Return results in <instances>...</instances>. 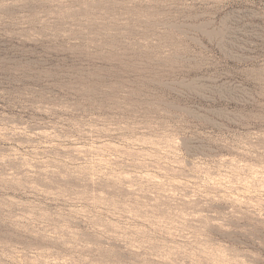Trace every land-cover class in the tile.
<instances>
[{
  "label": "rangeland",
  "instance_id": "obj_1",
  "mask_svg": "<svg viewBox=\"0 0 264 264\" xmlns=\"http://www.w3.org/2000/svg\"><path fill=\"white\" fill-rule=\"evenodd\" d=\"M0 264H264V0H0Z\"/></svg>",
  "mask_w": 264,
  "mask_h": 264
}]
</instances>
